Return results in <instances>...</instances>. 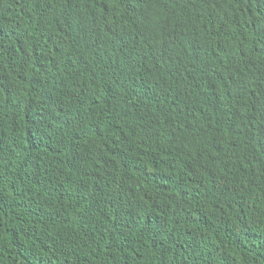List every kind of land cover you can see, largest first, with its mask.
I'll return each instance as SVG.
<instances>
[{"label": "trees", "instance_id": "trees-1", "mask_svg": "<svg viewBox=\"0 0 264 264\" xmlns=\"http://www.w3.org/2000/svg\"><path fill=\"white\" fill-rule=\"evenodd\" d=\"M0 264H264V0H0Z\"/></svg>", "mask_w": 264, "mask_h": 264}]
</instances>
